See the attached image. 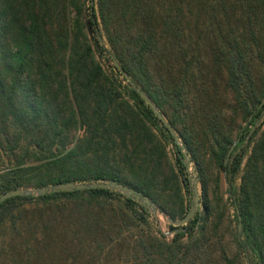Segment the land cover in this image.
<instances>
[{"label": "trees", "instance_id": "16d2710c", "mask_svg": "<svg viewBox=\"0 0 264 264\" xmlns=\"http://www.w3.org/2000/svg\"><path fill=\"white\" fill-rule=\"evenodd\" d=\"M82 2L0 0V195L110 181L181 219L183 159L134 85L184 147L199 208L167 240L112 191L12 197L0 203V264H264V0H91L90 41ZM221 177L240 221L233 254L208 197Z\"/></svg>", "mask_w": 264, "mask_h": 264}, {"label": "water", "instance_id": "95a60500", "mask_svg": "<svg viewBox=\"0 0 264 264\" xmlns=\"http://www.w3.org/2000/svg\"><path fill=\"white\" fill-rule=\"evenodd\" d=\"M91 14V9H89V15ZM93 23V20L90 19L89 21L84 23V26L87 31V35L90 36L91 30L89 27V24ZM94 35L97 37V32H94ZM112 66L119 72V74L122 75V77L127 81L128 77L127 75L123 72V70L119 67V65L113 60L111 55L108 56ZM132 89L138 94L140 99H142L145 104L148 106V108L152 111L156 119L163 125V127L168 131L169 135L172 137L174 144L176 145L178 149V153L181 155L183 159V164L185 171L187 172V181L189 182L190 185V190H191V199L189 202V207L187 209V212L185 215L178 220H171L169 218H166V222L168 225L173 226L175 229L170 232H162L161 235L166 236L168 233L174 234L179 231L181 227H183L194 215L195 209L198 206L199 202V197H198V191L196 188V182L194 177L189 173L191 164L188 159L187 154L185 153L184 147L182 146L180 140L177 138V136L174 134L170 126L166 123L165 119L159 114V112L155 109V107L151 104V102L135 87L134 85H131ZM236 141L232 143V145L229 147L225 159L223 161V164L226 163L227 157L229 153L231 152L233 146L235 145ZM225 189L228 190L229 186L226 183L225 179H223ZM88 189H103V190H108L115 192L119 194L120 196L124 198H128L133 200L134 202L139 203L140 205H143L147 210H149L151 213L155 212V207L152 203H150L147 199L146 196H142L139 192L130 190L118 183L115 182H110V181H100L97 183H88V184H75V183H61V184H56L52 186H45V187H39V188H33V189H15L6 193H3L0 195V203L3 202L4 200H7L12 197H22V196H30V197H37V196H42V195H47L50 193H70L73 191H81V190H88ZM227 195L229 196L230 193L228 192ZM234 220L236 222V232L237 235L240 232V221H239V216L237 211L235 212V217Z\"/></svg>", "mask_w": 264, "mask_h": 264}, {"label": "rangeland", "instance_id": "374dc122", "mask_svg": "<svg viewBox=\"0 0 264 264\" xmlns=\"http://www.w3.org/2000/svg\"><path fill=\"white\" fill-rule=\"evenodd\" d=\"M82 18H81V23L84 26V23L87 22L89 20L88 16H87V8L89 7L90 1L91 0H82ZM68 18L69 19H73V13H69L68 14ZM96 24H98V21L96 20ZM91 33H93L94 31L98 32L99 27H97L98 29H96V27L94 25H89ZM83 33L85 34V36L89 39L91 38V34L90 36L87 35V31L86 28L84 26L83 28ZM101 43L103 44L105 49H108L104 40H101ZM92 49L95 51V48L92 47ZM96 53V51H95ZM95 59L96 61L99 63L100 67L102 68V70L104 71V73L110 77L111 76V66L112 63L109 59V61H107L105 59V55L103 56H98L97 54H95ZM123 84V83H121ZM124 85V84H123ZM264 116L256 121L255 126H259L262 128L264 125ZM244 126V125H242ZM253 130V128H252ZM78 134H80V132H76L75 135L78 136ZM165 151L167 154V158L169 159L170 162L173 161V150L170 144H166L165 143ZM5 164H1L0 163V172L2 171V167H4ZM189 173L193 176V172H192V167H190ZM220 177V176H219ZM238 184V181L235 180L234 182V187H236ZM198 194H199V188L198 185H196ZM229 189L226 190L225 189V185L223 182V179L221 177L220 179V184L218 186V190L217 193L215 194L214 198L212 197V195L210 194L208 197L211 198L212 200H219V210L222 213V217H221V222L219 225V230L218 233L219 235L222 237V240L225 244V247L227 249V251L229 252V254H233L234 253V234H235V227H236V222H234V209L232 207V198L231 196L227 195ZM199 208V205H198ZM147 210V209H146ZM148 213V218L147 221L150 225V228L153 232H158V233H162V232H170L169 227H173L171 225H168L166 222V218H168L167 216H165L164 214H162L161 212H159L156 208H155V212L151 213L149 210H147ZM178 220V219H177ZM163 236V235H162ZM172 234L168 233L166 236H164L167 240H169L171 238ZM237 261L239 262V264H246L244 258H241L239 256V258H237Z\"/></svg>", "mask_w": 264, "mask_h": 264}]
</instances>
